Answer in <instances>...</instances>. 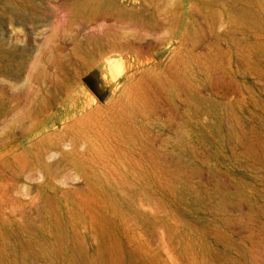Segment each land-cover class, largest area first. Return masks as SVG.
Here are the masks:
<instances>
[{"label": "rangeland", "instance_id": "1", "mask_svg": "<svg viewBox=\"0 0 264 264\" xmlns=\"http://www.w3.org/2000/svg\"><path fill=\"white\" fill-rule=\"evenodd\" d=\"M0 264H264V0H0Z\"/></svg>", "mask_w": 264, "mask_h": 264}, {"label": "clouds", "instance_id": "2", "mask_svg": "<svg viewBox=\"0 0 264 264\" xmlns=\"http://www.w3.org/2000/svg\"><path fill=\"white\" fill-rule=\"evenodd\" d=\"M114 61L111 59L105 58L104 67L100 72V80L104 82L105 86H107L109 82V76L113 77V80L116 78V69L113 67Z\"/></svg>", "mask_w": 264, "mask_h": 264}]
</instances>
